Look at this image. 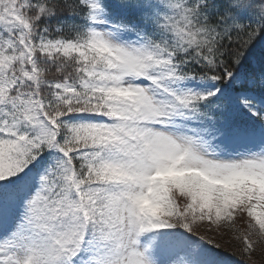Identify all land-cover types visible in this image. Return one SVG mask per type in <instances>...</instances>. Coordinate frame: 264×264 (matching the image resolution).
<instances>
[{
	"label": "snow or ice",
	"instance_id": "snow-or-ice-1",
	"mask_svg": "<svg viewBox=\"0 0 264 264\" xmlns=\"http://www.w3.org/2000/svg\"><path fill=\"white\" fill-rule=\"evenodd\" d=\"M0 264H264V0H0Z\"/></svg>",
	"mask_w": 264,
	"mask_h": 264
}]
</instances>
